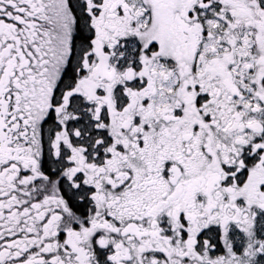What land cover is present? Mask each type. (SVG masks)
<instances>
[{
    "label": "snow or ice",
    "instance_id": "obj_1",
    "mask_svg": "<svg viewBox=\"0 0 264 264\" xmlns=\"http://www.w3.org/2000/svg\"><path fill=\"white\" fill-rule=\"evenodd\" d=\"M0 264H264V0H0Z\"/></svg>",
    "mask_w": 264,
    "mask_h": 264
}]
</instances>
